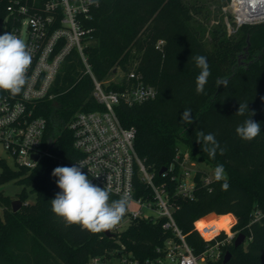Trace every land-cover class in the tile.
Returning <instances> with one entry per match:
<instances>
[{"label":"trees","instance_id":"1","mask_svg":"<svg viewBox=\"0 0 264 264\" xmlns=\"http://www.w3.org/2000/svg\"><path fill=\"white\" fill-rule=\"evenodd\" d=\"M98 1L88 22L94 28L93 37L85 46L93 73L104 81L122 72L120 81L110 80L107 89L122 91L142 81L157 90L153 99L133 105L120 101L115 107L122 124L136 128V151L155 181L174 188L178 180L171 182L170 177L178 173L176 156L184 151L208 166H225L227 191L221 187L224 181L213 182L209 189L198 173L192 199L172 196L173 216L186 240L200 253L215 242L204 237L211 238L236 221L233 230L244 233L245 241L237 247L235 240L227 243L221 258L207 264H264V20L244 22L230 33L223 14V5L230 0H221L215 12L204 0ZM248 44L250 61L242 65L239 55ZM196 55L207 57L211 71L201 94L195 90L200 71L192 59ZM131 72L139 78H130ZM92 89V78L73 50L56 78L55 98L45 99L37 110L49 119L53 151L58 154L78 155L67 123L79 111L102 109ZM239 102L249 103V110L256 113L252 119L261 123L260 135L251 141L242 140L235 131L250 115L235 114ZM186 109L191 110V124L180 119ZM199 131L214 133L221 147H226L224 154L217 150L212 159L203 152L202 143L196 142ZM0 166V184L23 185L15 196L0 191L4 212L0 264H91L94 257H101V264H111L122 253L144 261L163 256L167 240L177 239L172 229L163 226L164 219L156 223L130 219L124 230L112 231L113 235L67 225L51 211L50 200L60 191L57 178L51 175L57 167L53 158L44 156L32 168L11 166L0 159ZM163 167L166 170L161 172ZM135 189L136 197L153 199L139 173ZM29 193L35 201H28ZM15 199L22 201L17 211L12 207ZM116 199L110 193V200ZM224 236L223 231L218 238ZM227 251L231 257L224 263Z\"/></svg>","mask_w":264,"mask_h":264},{"label":"built area","instance_id":"2","mask_svg":"<svg viewBox=\"0 0 264 264\" xmlns=\"http://www.w3.org/2000/svg\"><path fill=\"white\" fill-rule=\"evenodd\" d=\"M98 6V0H0V34L5 31L15 33L26 42L32 54L28 83L21 93L13 96L0 90V142L18 166L32 168L44 156L53 158L57 167L80 163L92 183L108 187L119 198L124 193L130 195L127 207L132 202L137 205L132 210H126L130 219L143 218L155 223L164 219L163 226L172 229L177 237L167 240L161 257L141 261L130 253H122L111 264H207L210 260H218L223 246L233 242L239 234V231L233 230L236 221L229 229H221L211 238L202 235L206 240L215 239V242L196 253L174 219L176 205L171 201L172 196L194 197L198 173L201 183L212 189L216 181L215 167L197 166V161L184 151L176 156L178 173H172L170 177L171 182L178 180L174 188L170 189L166 182L158 184L155 181L154 174L136 151V128L125 127L115 107L120 101L133 105L153 99L157 90L140 81L122 91H115L107 89L110 81H101L95 76L85 46L93 37L94 28L88 22ZM237 15L239 23H244L238 11ZM162 42L160 40L158 46ZM73 50L79 53L86 73L92 78V96L103 107L79 111L67 123L78 155L65 157L53 151L55 139L49 133V119L38 115L37 110L45 99L55 98L53 88L56 78ZM129 76L139 78L135 72ZM34 154H38V158ZM174 167L173 164L170 171ZM136 173L151 189L153 199L136 197ZM144 207L153 213H143ZM196 229L201 233L197 225ZM223 231L225 236L218 238ZM101 263V257L91 260V264Z\"/></svg>","mask_w":264,"mask_h":264},{"label":"clouds","instance_id":"3","mask_svg":"<svg viewBox=\"0 0 264 264\" xmlns=\"http://www.w3.org/2000/svg\"><path fill=\"white\" fill-rule=\"evenodd\" d=\"M192 59L200 69L195 90L197 94H201L211 75L210 66L204 55H196ZM31 64L32 54L22 38L10 31L0 34V90L13 96L20 94L28 83L27 73ZM246 113L250 114L249 118L239 124L235 131L242 140L251 141L260 135L261 123L252 119L256 113L249 110V103L239 102L235 114L244 116ZM180 119L183 123L191 124V110H184ZM197 137L196 142L202 143V151L212 159L215 158L217 150L221 155L226 151V147H221L214 133L205 134L204 131H199ZM84 168L80 163H75L70 167L58 166L53 169L51 175L57 178L55 182L60 191L50 200L51 211L63 218L67 225H79L92 233L112 229L125 215L130 195L124 193L119 199L110 200L111 190L92 183L89 175L83 171ZM214 177L217 182L224 181L222 190L229 189L223 164L216 165Z\"/></svg>","mask_w":264,"mask_h":264},{"label":"rangeland","instance_id":"4","mask_svg":"<svg viewBox=\"0 0 264 264\" xmlns=\"http://www.w3.org/2000/svg\"><path fill=\"white\" fill-rule=\"evenodd\" d=\"M204 1L212 9L213 12H215L217 5L221 3V0H204ZM237 11H238L241 19H244L243 15L238 10L237 5H235V0H230L228 3L223 5L224 18L226 20V23L228 25L230 33H233L235 31V28H234L235 26L242 24V23H239ZM261 20H264V17L252 19L251 21H247V22H258ZM241 54H244L245 56H243L241 58L240 63L242 65H245L246 63H248L250 61L249 56H248L249 46L247 48V51L242 52ZM121 78H122V72H119V73L113 75L109 80H105V81L108 82L110 80H113V81L118 82V81H120ZM0 159H4L11 166L16 165L14 162V158L4 148V145L1 142H0ZM197 166L209 168V166L207 164L202 163L200 161H197ZM0 171H1V166H0ZM22 188H23V185L19 182H16V181H8V182H5L3 184H0V191H3L6 195H10V196H15L18 192H20L22 190ZM28 201L29 202L35 201V195L33 193H29ZM136 206H137L136 203L132 202V203L128 204L127 210L128 211L132 210V209L136 208ZM142 210H143V213H153L145 207ZM128 211L125 214V216L121 219L119 224L116 225L114 228H112L111 231H122L129 225L130 216L128 214ZM3 213H4L3 208H2V206H0V217H3ZM154 215H157V214L154 213ZM208 215H210V214H208ZM208 215H206V216H208ZM206 216H204V217H206Z\"/></svg>","mask_w":264,"mask_h":264},{"label":"bare ground","instance_id":"5","mask_svg":"<svg viewBox=\"0 0 264 264\" xmlns=\"http://www.w3.org/2000/svg\"><path fill=\"white\" fill-rule=\"evenodd\" d=\"M235 5L244 20L264 17V0H235Z\"/></svg>","mask_w":264,"mask_h":264},{"label":"water","instance_id":"6","mask_svg":"<svg viewBox=\"0 0 264 264\" xmlns=\"http://www.w3.org/2000/svg\"><path fill=\"white\" fill-rule=\"evenodd\" d=\"M251 20H252V19H245V20H243V22L251 21ZM248 46H249V44L245 47V50H246V51H247ZM243 56H245V55H244V54H240V55H239V61L241 60V58H242ZM240 64H241V63H240ZM115 71H116V69H115ZM38 156H39L38 154H34V157H35V158H38ZM165 170H166V167H163V168L161 169V172H164ZM21 205H22V201L19 200V199H15V200H13V202H12V207H13V210H14V211H17V210L20 208ZM105 232H106L108 235H113V234H114V233L111 231V229L106 230ZM245 239H246L245 234H244V233H239V234L237 235V237L235 238V242H234L235 246L237 247V246L241 245V244L245 241ZM230 257H231V252H230V251H227L226 254H225V257H224L223 262H224V263L228 262V260L230 259Z\"/></svg>","mask_w":264,"mask_h":264}]
</instances>
